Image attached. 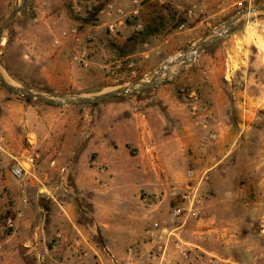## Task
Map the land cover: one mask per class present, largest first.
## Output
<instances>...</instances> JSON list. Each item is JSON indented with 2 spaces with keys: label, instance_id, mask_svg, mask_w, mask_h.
Segmentation results:
<instances>
[{
  "label": "rangeland",
  "instance_id": "1",
  "mask_svg": "<svg viewBox=\"0 0 264 264\" xmlns=\"http://www.w3.org/2000/svg\"><path fill=\"white\" fill-rule=\"evenodd\" d=\"M16 1L0 0V24ZM257 5L264 0H26L2 34L0 68L15 83L49 96L95 94L146 80L236 12ZM182 60L152 87L92 104L49 106L0 86V230H17L15 250L28 264H49L51 252L56 257L55 201L70 199L77 222L90 223L89 195L71 192L67 163L52 162L54 144L82 126L77 117L163 88L195 115L197 87L208 78L226 85L230 130L203 135L199 147L206 143L205 150L186 148L199 166H170L178 154L166 155L164 172L172 181L159 193H141L160 217L145 229L144 243L122 249L133 260L103 264H264V13L239 18L226 36ZM199 95L208 108L203 89ZM104 138L116 139V132ZM17 164L24 173L12 180L8 170ZM116 169L98 197L112 224L135 210L132 189L153 178L150 169L130 171L120 163ZM6 218L12 227H4ZM29 241L36 252L26 253Z\"/></svg>",
  "mask_w": 264,
  "mask_h": 264
},
{
  "label": "crops",
  "instance_id": "2",
  "mask_svg": "<svg viewBox=\"0 0 264 264\" xmlns=\"http://www.w3.org/2000/svg\"><path fill=\"white\" fill-rule=\"evenodd\" d=\"M197 89L199 97L195 102V115L188 112L187 103L180 96L176 97L163 88L162 93L156 96L113 103L106 106V110L80 114L77 120L80 119L82 126L73 128L76 135L61 144H54L57 154L52 162L58 166L62 162L67 163L72 175L71 192L89 195L90 223L77 222L75 205L70 199L55 201L50 229L60 240L55 241L56 257H52L51 252L49 264H85L87 261L103 264L133 260V255L129 256L122 249L134 240L144 243L147 237L145 229L154 217H160L158 210L149 212L148 203L141 193H159L172 181L164 172L166 155L174 150L180 157V161H177L178 155L170 158V166L194 167V162L199 166L200 163L189 155L186 148L205 150L206 143L199 147L203 135H225L231 128L227 112L231 99L226 93V85L208 78L206 84ZM202 89L208 108L204 107L199 95ZM109 132H116L117 138L106 140L104 137ZM118 163L130 171L150 169L153 178L132 189L130 199L135 210L112 224L103 218L98 197L114 179ZM37 228L41 230L43 227L38 225ZM16 231L3 234L0 230V264H28L25 256L16 253ZM33 243L23 244L26 253L37 251L38 247Z\"/></svg>",
  "mask_w": 264,
  "mask_h": 264
},
{
  "label": "water",
  "instance_id": "3",
  "mask_svg": "<svg viewBox=\"0 0 264 264\" xmlns=\"http://www.w3.org/2000/svg\"><path fill=\"white\" fill-rule=\"evenodd\" d=\"M26 0H17L11 11L5 17V19L0 24V40L3 32L7 29V27L11 24L15 16L23 9ZM253 13H264V5H257L252 7H246L244 9L239 10L233 16L228 18L221 26L212 30L208 33L204 38L200 39L196 44L190 46L193 49V54L189 58L182 60L185 64L187 61H190L194 58V56L198 55L204 49L210 47L220 38L226 36L230 31L233 23L243 16H247ZM222 30V32L217 30ZM153 73V72H152ZM151 73V74H152ZM163 80L160 79L159 75L155 72L153 73L149 79L140 80L133 84L127 86L113 87L104 89L95 94H81V95H71L64 97H53L46 95L44 93L29 89L25 86L19 85L10 79L4 78L0 74V86L9 93L22 96L24 98L36 100L42 104L49 106H66V105H74V104H92L101 102L105 99L116 97V96H124L130 95L146 88L152 87Z\"/></svg>",
  "mask_w": 264,
  "mask_h": 264
},
{
  "label": "bare ground",
  "instance_id": "4",
  "mask_svg": "<svg viewBox=\"0 0 264 264\" xmlns=\"http://www.w3.org/2000/svg\"><path fill=\"white\" fill-rule=\"evenodd\" d=\"M217 31H220V32H222V30H217ZM189 51V52H188ZM185 52H188V53H186V54H184V55H182V54H178V55H176L175 57H171L170 59H168L167 60V62H165L162 66H161V69H160V71L159 72H156L158 75H159V77L161 78V76H160V74H165V72L166 71H168V70H170V71H173L174 70V66L177 64V63H179V62H181V60L184 58V59H187V58H189L190 56H192V54H193V49L192 48H189L188 50H186V51H184L183 53H185ZM169 72V71H168ZM174 73V72H173ZM0 74L4 77V78H6V79H10L8 76H7V74L4 72V70L2 69V68H0ZM149 77V76H148ZM147 79H149V78H147ZM146 79V80H147ZM11 80V79H10Z\"/></svg>",
  "mask_w": 264,
  "mask_h": 264
},
{
  "label": "built area",
  "instance_id": "5",
  "mask_svg": "<svg viewBox=\"0 0 264 264\" xmlns=\"http://www.w3.org/2000/svg\"><path fill=\"white\" fill-rule=\"evenodd\" d=\"M109 29H111V28H109ZM23 173H24V167L19 165V164L10 167L9 170H8V176L12 180L19 179L22 176ZM3 225H4L5 228L12 227V218H6L3 221ZM155 225L156 224H154V226ZM175 246L178 247V244H175Z\"/></svg>",
  "mask_w": 264,
  "mask_h": 264
}]
</instances>
